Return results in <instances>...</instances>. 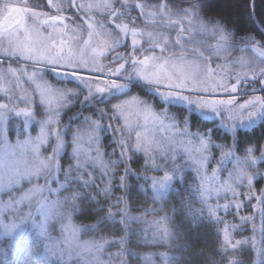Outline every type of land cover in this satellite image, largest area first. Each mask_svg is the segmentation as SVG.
Wrapping results in <instances>:
<instances>
[{
	"label": "snow or ice",
	"instance_id": "obj_1",
	"mask_svg": "<svg viewBox=\"0 0 264 264\" xmlns=\"http://www.w3.org/2000/svg\"><path fill=\"white\" fill-rule=\"evenodd\" d=\"M244 4L243 24L235 22L238 16L224 17L221 24L208 11L209 0H43L36 5L28 0H0V115L11 110L30 116V107L38 100L46 116L35 150L47 145L62 158L66 144L59 128L62 113L71 106L70 97L82 96L85 104L92 105L84 111L92 115L84 118L88 123L74 137L73 154L102 176L109 163L123 165L128 173L129 166L141 159L146 166L161 162L154 153L163 149L155 137L146 135L150 122L171 130L170 144L180 145L198 164L211 166L215 152H220V162L230 159L243 150L237 140L231 146L218 145L211 129L193 133L188 121L183 128L176 122L165 126L162 117L167 118L168 106L181 104L235 132L237 122L243 127L247 121L251 128L264 116V94H256L264 91V66L249 67L245 57L233 78L227 62L216 70L211 57L204 62L203 75L191 70L196 66L180 62L186 56L185 34L193 30L200 37L194 42L200 50L193 47L197 55L207 49L220 60L237 44L242 55L247 50L264 60V0H244ZM177 47L179 53L173 50ZM46 71L60 78L58 87ZM69 81H76L78 88H67ZM22 83L33 87L29 90ZM245 84L253 93L247 98L241 94ZM146 97H159L165 108L157 113ZM108 132L111 137L105 135ZM104 139L112 145L111 152L105 150ZM246 151L252 165H264V145ZM164 158L175 160V153L170 157L165 153ZM260 183L251 175L247 178L249 186L259 189ZM257 199L264 205V197ZM242 206L221 202L212 215L223 223L233 214L229 209L238 211ZM228 238L225 227L224 240Z\"/></svg>",
	"mask_w": 264,
	"mask_h": 264
},
{
	"label": "rangeland",
	"instance_id": "obj_2",
	"mask_svg": "<svg viewBox=\"0 0 264 264\" xmlns=\"http://www.w3.org/2000/svg\"><path fill=\"white\" fill-rule=\"evenodd\" d=\"M12 2L15 3L16 0H12ZM28 2L36 5L42 3L43 0H28ZM220 23L222 24L221 21ZM199 38V34L195 30L191 34H185L183 51L186 56L180 62L196 66L191 67V70L202 75L205 74L207 67L204 62L209 57H211L212 66L216 70H219V66L227 62L228 70L233 73V78L234 74L241 70L240 59L245 57V63H248L249 67L264 66V60H260L252 52L246 51L242 55L237 44L231 45L228 57L220 60L212 56L207 49L203 50L202 55H197L193 51V47L200 50L199 46L194 43ZM173 50L177 53L181 51L179 47ZM176 59L179 61V57ZM13 66L15 65L13 64ZM45 75L54 87L59 86L57 83L59 77L48 71L45 72ZM21 86L29 90L33 87L26 83H22ZM65 86L72 89L78 88L76 81H69ZM188 94L195 95V93ZM241 94L245 98L249 97L253 94L252 88L246 84L242 85ZM256 94H264V91ZM145 99L154 105L157 113L162 112L165 108L159 97L155 100L151 97ZM69 102L71 106L65 113H62L59 125L61 133L66 136L62 158L55 155V148L49 150L47 145L41 151L35 150V138L46 116L44 107L39 104L38 100L30 107L32 110L30 116H16V113L11 110L0 115V242L8 241L14 252L20 253L29 243L36 241L42 247L44 257L49 264H131L127 258L128 251L122 242L123 239L119 241L86 239L82 237L83 229L75 224L77 198L82 195L83 190L94 185L96 178L104 183V186L99 190L103 191L105 185L110 184L112 165L109 163L102 176L100 170L84 167V161L78 160L77 155L73 154L74 137L88 123L84 118L92 115L91 112L84 111V109L92 107V105L85 104L82 96L80 98L70 97ZM17 104L19 107H26L23 103L17 102ZM76 108H79L80 111L67 117ZM94 110L98 112L99 107ZM196 112H199V109ZM166 115V119L162 117L165 126L176 122L183 128L184 122L188 121V126L193 133L206 132L201 129L197 130L198 128L193 130L190 118L192 115H198L181 104L168 106ZM77 117L79 118L77 119ZM263 117L257 118L251 128L247 127V121L243 127L237 122L235 132L221 126L219 120L214 123V128H220L234 137L239 130L253 129ZM112 125L116 126L115 121H112ZM172 134L171 130L159 124L154 125L150 122L147 126L146 135L150 138L155 137L163 149V152L156 151L154 153L155 159L161 162L150 166L145 165L146 168L142 174L143 182L146 185L145 190L152 193L154 197H164L173 183L182 180L188 172L193 173L198 180L201 197L206 204L212 200L225 199L226 193V199H230V201L225 203L237 204L238 202H234V199L241 194L242 189L246 190V194L248 191H253L254 185L249 186L247 178L251 175L256 180L260 177L261 171L257 169L258 166L251 164L247 156L220 162L219 155L217 159L214 156L211 160V166L198 164L189 159L188 154L180 145L170 144L168 138ZM105 135L111 137L112 134L108 132ZM117 135L119 134L117 133ZM171 152L175 153V160L165 159L164 154L168 153L170 157ZM65 156H67L66 167L61 169V161ZM161 184L164 185L163 189L160 188ZM233 197L235 198L233 199ZM254 207L257 211L258 204ZM255 215L249 219V222H252L253 228H258L254 221ZM128 219L129 225H133L134 229L140 232L142 230L147 234L142 237L148 239L150 244L156 246L166 244L169 234L163 223L158 222V219H150L142 214L129 215ZM259 231H261L260 227ZM263 241V235L258 234V238L255 237L252 242L257 253L256 264L264 261ZM156 257L160 259L161 263H158ZM164 257L166 256L162 253L146 255L141 258L140 264H167L163 262Z\"/></svg>",
	"mask_w": 264,
	"mask_h": 264
},
{
	"label": "trees",
	"instance_id": "obj_3",
	"mask_svg": "<svg viewBox=\"0 0 264 264\" xmlns=\"http://www.w3.org/2000/svg\"><path fill=\"white\" fill-rule=\"evenodd\" d=\"M208 11L214 13L215 19L222 23L224 17L231 20L234 16L240 17L236 23L243 24L246 21L244 0H209ZM79 111L76 108L67 117ZM190 124L193 130L198 128L207 132L212 129V140L220 145L231 146L233 140H237L243 150L231 158H246L249 146L259 147L264 143V117L253 129L239 130L234 137L220 128H214L213 122L196 115L191 116ZM225 136L229 138L226 140ZM103 144L111 152L109 140L104 139ZM219 155L220 152L214 154L216 159ZM66 157L61 161V169L66 167ZM129 167L131 171L126 173L123 165H112L110 184L107 183L103 191L99 190L104 183L96 178L94 185L83 190L77 198L74 221L83 229V238L123 239L131 264H140L142 257L157 253L166 256L163 262L167 264H256L257 253L252 242L255 237L258 238V234L264 237V212L261 211L264 205L257 199V196L264 197V165L257 168L261 171L260 177L256 179L261 181L259 189L254 186L253 191L247 194L242 189L241 194L234 199V202H238L234 205L243 206L238 211L229 209L233 214L224 217L223 223L212 215V210L219 203L230 199L212 200L206 204L193 173H186L182 180L173 183L164 197L156 198L145 190L142 177L145 161L141 159ZM256 204L257 211L254 207ZM141 214L163 223L169 234L166 244H150L148 239L142 237L146 233L129 225V215ZM254 214L258 228H253L252 222H249ZM225 227L229 233L227 242L224 240ZM156 259L161 263L158 257ZM0 264L49 263L38 242H31L23 251L15 253L9 242L5 241L0 242ZM260 264H264V261Z\"/></svg>",
	"mask_w": 264,
	"mask_h": 264
},
{
	"label": "water",
	"instance_id": "obj_4",
	"mask_svg": "<svg viewBox=\"0 0 264 264\" xmlns=\"http://www.w3.org/2000/svg\"><path fill=\"white\" fill-rule=\"evenodd\" d=\"M254 54V53H253ZM255 55V54H254ZM17 115V114H16ZM17 116H19V115H17Z\"/></svg>",
	"mask_w": 264,
	"mask_h": 264
}]
</instances>
